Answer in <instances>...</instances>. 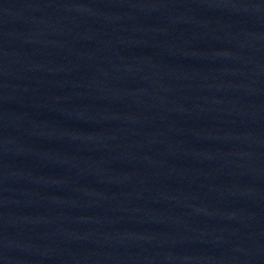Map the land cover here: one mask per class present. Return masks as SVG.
Returning <instances> with one entry per match:
<instances>
[{"label":"water","instance_id":"water-1","mask_svg":"<svg viewBox=\"0 0 264 264\" xmlns=\"http://www.w3.org/2000/svg\"><path fill=\"white\" fill-rule=\"evenodd\" d=\"M0 264H264V0H0Z\"/></svg>","mask_w":264,"mask_h":264}]
</instances>
